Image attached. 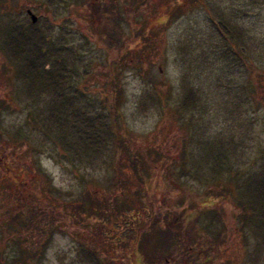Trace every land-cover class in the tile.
<instances>
[{
  "label": "rangeland",
  "instance_id": "rangeland-1",
  "mask_svg": "<svg viewBox=\"0 0 264 264\" xmlns=\"http://www.w3.org/2000/svg\"><path fill=\"white\" fill-rule=\"evenodd\" d=\"M126 1L0 0V262L94 264L83 257L80 248L85 247L96 251L103 264H167L159 251H151L164 246L162 231H176L180 224L176 245L184 244V235L204 230L205 243L219 246L205 248L214 264H264V225L252 221L256 197L245 194V185L237 187L251 176L264 178V0H139L131 9ZM115 4L131 10L129 17L143 11L141 39L132 37L121 55L108 51L99 37L109 25L122 37L129 34L125 23L110 24L107 13ZM27 9L36 15L35 23ZM220 14L235 28L246 65L220 55L225 48L210 18ZM14 26L42 33L46 54H58L63 47L65 62L77 66L70 94L75 105L68 106L83 104L89 116L99 111L109 116L103 100H116L119 117L112 123L120 135L115 140L100 129L98 151L83 159L75 155L73 163L58 158L55 138L61 132L69 142L75 138L79 154L84 146L79 128L85 124L74 115L60 126L47 119V105L59 99L57 92L17 78L14 65L25 67L28 61L6 42ZM53 58L47 56L46 68L55 76L61 63ZM188 89L194 103L183 109ZM18 128L28 134L27 142L13 139ZM217 153L222 155L215 167L225 170L212 174L216 168H208ZM133 156L141 163L136 169ZM226 168L241 180H228L235 174ZM202 175H211L210 180ZM84 191L110 206L118 203L107 212L100 208L104 219L88 224L85 214L77 217L75 210ZM242 201L249 205L245 220ZM26 206L39 212L40 227L15 231L7 214ZM149 208L154 211L150 218ZM184 211L198 220L180 219ZM169 216L171 224L166 223ZM152 227L153 236L147 233ZM197 255L198 264H209L203 253Z\"/></svg>",
  "mask_w": 264,
  "mask_h": 264
},
{
  "label": "trees",
  "instance_id": "trees-1",
  "mask_svg": "<svg viewBox=\"0 0 264 264\" xmlns=\"http://www.w3.org/2000/svg\"><path fill=\"white\" fill-rule=\"evenodd\" d=\"M138 1L139 0H127L126 2H127L128 9H131L132 7L136 6ZM146 3L149 5L151 4L148 1H146ZM112 10H113L112 13L111 12L107 13V17L110 18V24L113 23L118 26V24L121 25L122 23H125L129 27V34H127L126 37L124 36L122 37L118 35L115 26L109 25V27L107 26L103 27V31L99 32V37L102 40V42H104L107 45L108 51L109 50L112 51L113 49H115L116 51H119L118 53L119 55H121L120 51L122 50V48L128 45L127 44L128 42H131L130 39L132 37H136L137 41L141 39V35H140L141 34V29H140L141 22L140 20H138V18H139V14L140 15L143 14V11L142 10L139 11L138 9L136 12V16L131 17L130 15L129 17L131 10H126V8H122L123 10L122 11L120 10L117 4L114 5V8ZM210 18L212 21L213 31L214 33L217 34L218 39L220 40V45H222L225 48V50H223L222 52L219 51L221 53L220 55L230 57L231 61H236L238 63L242 61L243 64L246 65L247 64L246 60L243 58L244 56L240 48L238 49V45H240V40L235 33V28L230 25V22H229L230 20L227 17H224L222 14H220V17H217V19L214 18L212 15L210 16ZM16 25H18V23H16ZM14 27L15 28L11 30L9 34H7L6 42L10 43L13 46L11 47L13 53L22 54L23 56L25 55L24 60L28 61L27 62L28 64L25 67H23L21 64L19 66L18 64L16 66L14 65L15 70L17 72L16 73L17 78H21V77L24 78L25 80L28 81L27 84L30 86H32L33 83L38 82L39 90L41 89L51 90V92L53 91L55 94L57 92L59 99L54 100V98H52L53 102H50V104L47 105L48 106L47 119L53 120L54 122L57 123L58 126H60L64 124L65 121L69 120L67 118H72V116L74 115L76 118L78 116V118L80 119L82 123L81 125L85 124L84 128H81V127L79 128L82 131L79 135L80 140L82 143H84V146L80 147V150H79L81 154L77 153L78 152L77 151L78 145L76 146L77 140L74 138L73 142H69L65 139L64 134L61 132L59 137L55 138L56 144L60 148V152L59 151L57 152L58 158L60 160L65 159L73 163V159H75V155H77V158L80 156L81 159H83V156L89 157L90 153H94L95 151H98L97 144H98V138L100 137V129H102L104 133H107V135L113 139L116 136L120 135V132L114 128V125L112 123V119L115 121L119 117L118 109H116V103H115L116 100L110 99L111 104L108 103L106 98L103 100L102 104H105V106L109 108V116L108 115L106 116V114H102L100 111L99 112L101 114L98 112V113H94L89 116V114H87L86 111L82 108V106L84 107L83 104H81V106L76 105L77 108L76 106H74V108L70 107L71 104L73 103L75 105V101L73 100L74 97L71 95L73 94L74 92L73 90L75 88L73 84V79L75 78V76H77L76 75L77 66L75 67V64L74 63L71 64V62L69 63V61L68 63L65 62L68 59V58L66 59V57H68V53L65 51L63 47H60L61 49H60V52L58 53L64 54V55H61L63 58V60L60 61L62 66L61 68H56V75L54 76L55 70L51 71L49 68L48 70L46 68V64L48 63L49 59H47V57L39 58L41 57L40 54L48 53L45 48H42V46L44 45V42L46 41L45 35H43L42 33H38L37 30L35 31L30 30L28 32L20 31L19 30L20 25L19 27L17 26H14ZM120 39H122L123 41L121 40L120 42ZM76 55L78 58H80L79 53H76ZM10 60H13V59L11 58ZM110 88L113 94L118 93L117 92L118 88H117L115 81L111 83ZM154 88H156L155 84H154ZM252 94L254 95V93ZM68 103H70V106H68ZM193 103H194V93L188 89V91L185 93L182 99V103L180 106L181 108L186 109V107L192 106ZM39 113L38 115H36L38 118H40ZM27 115H28L29 120L37 125L38 121L34 113L28 112ZM105 116L106 118H103ZM102 119H105V120L108 119L109 122L102 123ZM90 126L93 127L91 130H90ZM102 127H106V128L104 129ZM33 128H34L33 130H35V128L37 129L36 126H34ZM43 132L45 133V135H47V137H49V134L45 130H43ZM88 132H90L91 135H89ZM21 133H22L21 128L20 129L18 128L15 134L12 136L13 139L19 140L22 142H27L28 134L26 136L25 135L23 136L21 135ZM89 136L92 137L93 139L91 142L87 144L86 139ZM62 152L63 154H61ZM69 154H71V156H69ZM221 155L222 153L215 154L214 162L212 163V167L208 168L209 170L210 169L214 170L213 167H215L217 164L215 162L217 161V159L220 158ZM132 162L134 165H137V166H134L135 169L136 167H140L141 163L136 156H133ZM218 169L225 170V169H222V165H220L215 169V171L212 174L218 173ZM226 170L229 173L233 172L229 168L228 169L226 168ZM184 172H186V170H184ZM233 173L235 174V177L229 178L228 180H233L235 178H237V180H241V177L237 175V172L234 171ZM210 176L202 175L201 177L205 181H209ZM215 178L216 177H214V179H211V180L216 181ZM244 185L246 186V189H247L245 194L246 193L248 194V192L252 193V195L255 196L257 200V203L255 202V204L251 206V208H253L251 211L252 221L254 223H257L258 227L263 226L264 225V178L262 176H251L245 181H243V183L237 182V187L239 186V188H241V186H244ZM246 201H242L241 203H239L241 209L243 210L241 216L242 218H244V220L245 218H248L246 216V213L244 212L245 208L249 206L248 202ZM116 203L118 202L114 200L113 204L110 206L108 201L107 202L99 201L97 198H95V196L91 195L88 191H84L82 193L81 204L79 207H76L77 209H75L77 210L76 216L78 217V213H84L88 220L86 222L89 224V221L94 218L104 219L102 212L99 210L100 208L102 209L104 208L107 212L109 208L114 206ZM255 205H256V208H255ZM188 213H189L188 211H184V213L181 214L180 219L185 218L188 221L190 220L192 223L198 220L197 215H194L193 213L191 215V218H189V216H186ZM152 214H154V211L153 209L151 210V208H149L147 212L148 218H150ZM7 216H9L8 224L15 231H17V227L24 228L26 230H34V231L38 230L40 227L38 225L40 222L39 212H37L31 207L26 206V208H22L16 213L9 212ZM0 217H1V214H0ZM82 221L84 220L82 219ZM138 221H139L138 218L135 219V223H137ZM210 226L205 228V230H208ZM166 230L167 231L165 233H163L162 231V234H161V239L166 240L165 244L164 243L163 244L168 245V242H169V244L175 245L176 243H178V241L176 242V239H178L180 234L176 233L175 235H173V232L169 228H167ZM149 231H150L151 236H153V227L149 228L147 233ZM136 234L137 235H135L134 237L135 239H138L139 232L137 231ZM137 243L138 241L135 240L134 242L135 246ZM28 250L31 251L32 249L28 248ZM80 250H81V253L83 254V257L87 259L88 261H90L91 263L103 264L96 251L87 249L85 247H81ZM153 251L154 252L159 251L160 253L159 257H162V260L167 259V262H168L167 264H198L199 257L195 253H194L195 255L192 254L191 253L192 251H189V248H153L151 252L153 253ZM137 252H140L139 248H137ZM12 262L14 263V261H11L10 264H12ZM22 263H24V261ZM0 264H8V263L0 262ZM209 264H213V263L209 261Z\"/></svg>",
  "mask_w": 264,
  "mask_h": 264
},
{
  "label": "flooded vegetation",
  "instance_id": "flooded-vegetation-1",
  "mask_svg": "<svg viewBox=\"0 0 264 264\" xmlns=\"http://www.w3.org/2000/svg\"><path fill=\"white\" fill-rule=\"evenodd\" d=\"M26 14H27V10H26ZM27 16H28V14H27ZM61 55H64V54H61V53H58V54H53V53L52 54H46V53H42V54H40L41 57L52 56V57H54L53 60H55L56 62L58 61V63H61L60 61L63 60V58H62ZM12 56L14 57L13 54H12ZM12 59L13 60H16V58H12ZM59 68H61V64H60ZM160 203L161 202H159V204ZM161 208L162 209H165L164 207H161ZM167 208L168 209H173L171 207H167ZM175 217L177 218L176 220H178V217L177 216H175ZM171 221H172V218L169 216V218L166 220V223L167 224L168 223L171 224ZM181 227H182V225L179 224L177 226V228H176V231L172 229L171 231L173 232V235H175L176 233L182 232V228ZM157 229H160V228H157ZM166 231L167 230H164V232H166ZM195 231H196L195 234L192 233L191 235L186 234V235L183 236L184 238L181 240V242H183L184 244H181V245L180 244L179 245H176V244L175 245L168 244V245H164V246H159L158 245V246H155L154 248H189V251H192L191 253H195L196 255L197 254H200L201 255V253H203V255L201 257L205 260V263L211 261L214 264L216 259L213 258V257H211V259H210L209 256L205 254L207 252V250L205 248H219V246H214V245L211 246L209 243H205V240L203 239V232H204V230L201 231V229H197ZM169 236H171V235H169ZM198 238H199V240H198ZM195 240H198V241H195ZM201 248H204V249H201ZM191 256H192V254H191ZM218 264H220V261H218Z\"/></svg>",
  "mask_w": 264,
  "mask_h": 264
},
{
  "label": "water",
  "instance_id": "water-1",
  "mask_svg": "<svg viewBox=\"0 0 264 264\" xmlns=\"http://www.w3.org/2000/svg\"><path fill=\"white\" fill-rule=\"evenodd\" d=\"M27 13L30 16L31 22L35 23L37 20L36 15H34L30 9L27 10Z\"/></svg>",
  "mask_w": 264,
  "mask_h": 264
}]
</instances>
